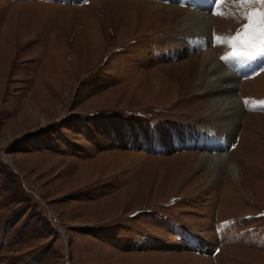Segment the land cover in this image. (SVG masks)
<instances>
[{"label": "rangeland", "instance_id": "obj_1", "mask_svg": "<svg viewBox=\"0 0 264 264\" xmlns=\"http://www.w3.org/2000/svg\"><path fill=\"white\" fill-rule=\"evenodd\" d=\"M189 2L0 0V264H264V0ZM193 10L243 107L215 176Z\"/></svg>", "mask_w": 264, "mask_h": 264}, {"label": "bare ground", "instance_id": "obj_2", "mask_svg": "<svg viewBox=\"0 0 264 264\" xmlns=\"http://www.w3.org/2000/svg\"><path fill=\"white\" fill-rule=\"evenodd\" d=\"M215 1L217 2V0ZM186 2L192 8L189 0H186ZM217 6L214 7L216 8ZM207 30H209V18L206 13L195 10L186 11V14L180 19L178 37H181L182 46L184 47L193 45L205 49L196 63L199 70L198 82L202 84L205 82L204 85H209L208 87L212 89V92L207 93L210 100L204 106L206 107V113H209V115L213 114L212 117L216 118V133L210 134L212 137L210 139L213 140L210 142L211 149L216 152L215 156H211L214 159L212 173L215 176V173L227 165L223 147L230 139L231 134L235 132V125L240 122L243 107H241L236 95L238 79L218 62L213 50H211V42ZM177 40L179 41L180 39L177 38ZM227 167L234 178L238 177V170L235 169L232 163ZM195 242L202 245V247L204 246L203 242L199 240L195 239Z\"/></svg>", "mask_w": 264, "mask_h": 264}, {"label": "snow or ice", "instance_id": "obj_3", "mask_svg": "<svg viewBox=\"0 0 264 264\" xmlns=\"http://www.w3.org/2000/svg\"><path fill=\"white\" fill-rule=\"evenodd\" d=\"M245 27H249L248 25H245ZM264 43V41H262ZM260 55L264 56V48H261ZM233 56L237 57L238 59H248V58H254L250 53H233ZM262 70H264V66H262Z\"/></svg>", "mask_w": 264, "mask_h": 264}]
</instances>
